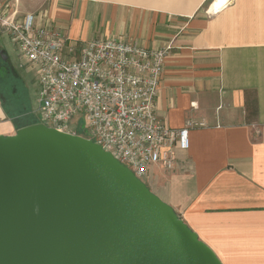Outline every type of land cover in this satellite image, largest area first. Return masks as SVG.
<instances>
[{
	"label": "crops",
	"instance_id": "crops-1",
	"mask_svg": "<svg viewBox=\"0 0 264 264\" xmlns=\"http://www.w3.org/2000/svg\"><path fill=\"white\" fill-rule=\"evenodd\" d=\"M213 1L14 0L0 5L19 16L33 13L38 23L64 31L72 44L98 38L146 48L172 43L156 111L170 127L188 122L193 127L188 150L176 151L174 169L154 168L146 184L222 264H264V0H232L210 15ZM3 34L8 31L0 26ZM3 56L16 72L0 45V66ZM18 129L0 96V135Z\"/></svg>",
	"mask_w": 264,
	"mask_h": 264
},
{
	"label": "water",
	"instance_id": "water-1",
	"mask_svg": "<svg viewBox=\"0 0 264 264\" xmlns=\"http://www.w3.org/2000/svg\"><path fill=\"white\" fill-rule=\"evenodd\" d=\"M0 264H222L134 172L43 123L0 135Z\"/></svg>",
	"mask_w": 264,
	"mask_h": 264
},
{
	"label": "built area",
	"instance_id": "built-area-1",
	"mask_svg": "<svg viewBox=\"0 0 264 264\" xmlns=\"http://www.w3.org/2000/svg\"><path fill=\"white\" fill-rule=\"evenodd\" d=\"M231 2L214 0L207 12ZM7 9L0 5V26L35 72L41 123L93 140L142 181L154 168L174 169L176 151L189 148L193 123L170 127L156 111L172 43L146 48L98 38L72 44L64 31L38 23L33 13ZM82 115L87 135L79 126Z\"/></svg>",
	"mask_w": 264,
	"mask_h": 264
},
{
	"label": "rangeland",
	"instance_id": "rangeland-1",
	"mask_svg": "<svg viewBox=\"0 0 264 264\" xmlns=\"http://www.w3.org/2000/svg\"><path fill=\"white\" fill-rule=\"evenodd\" d=\"M0 1L5 3L14 2V0ZM0 45H3L5 47L8 55L10 56L9 59L15 65L13 67L17 68L15 69V72L11 66L9 67L8 65L7 67V60H5L4 56L1 58L4 65L2 64V66H0V93L2 91L5 92V90L10 91L11 93L12 91H14L13 87L16 86V89L18 90L15 92L17 94V98L24 100V104L26 105L29 111L37 110L39 106L38 100L40 88L35 80V72L31 70L30 67V69L25 68L26 63L19 57V50L8 34H3L0 37ZM15 74L20 76L17 77L15 76ZM34 113V120L41 123L42 119L40 114H37L36 111H34ZM79 126L82 131V134L87 135L86 132L88 128V123L83 115L81 116ZM144 181L146 183V179Z\"/></svg>",
	"mask_w": 264,
	"mask_h": 264
},
{
	"label": "trees",
	"instance_id": "trees-1",
	"mask_svg": "<svg viewBox=\"0 0 264 264\" xmlns=\"http://www.w3.org/2000/svg\"><path fill=\"white\" fill-rule=\"evenodd\" d=\"M15 76L18 77L20 75L15 74ZM13 90L14 91H12L11 93L7 90L0 93L3 101V106L8 116L14 119L18 128L37 123L38 121L34 120L33 112L29 111L24 104V100L17 98V94L15 92L18 90L14 87Z\"/></svg>",
	"mask_w": 264,
	"mask_h": 264
},
{
	"label": "bare ground",
	"instance_id": "bare-ground-1",
	"mask_svg": "<svg viewBox=\"0 0 264 264\" xmlns=\"http://www.w3.org/2000/svg\"><path fill=\"white\" fill-rule=\"evenodd\" d=\"M219 4H220V1L219 2L217 1L213 7H219Z\"/></svg>",
	"mask_w": 264,
	"mask_h": 264
}]
</instances>
